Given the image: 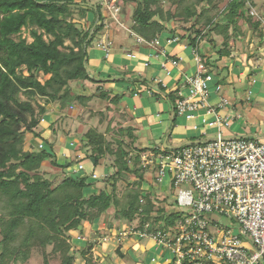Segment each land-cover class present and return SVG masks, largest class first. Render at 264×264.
Here are the masks:
<instances>
[{"label":"trees","instance_id":"obj_1","mask_svg":"<svg viewBox=\"0 0 264 264\" xmlns=\"http://www.w3.org/2000/svg\"><path fill=\"white\" fill-rule=\"evenodd\" d=\"M216 1L134 0L128 19L132 31L146 40L166 31L175 34L169 25L179 19L183 23L180 37L186 38L192 46H197L198 37L213 41L214 34L220 36V44H214L219 56L229 54L231 43L244 40L249 31L250 39L256 35L259 41L262 40L260 20L246 12L247 2L254 5L252 0H227L221 10H217ZM166 2L170 4L168 8L164 6ZM90 8H94L96 14L89 27L80 28L75 23V16L79 21L84 19ZM101 9L100 4L93 5L90 0H0V219L32 218L53 234L68 238L70 231L82 233L86 225L97 221L110 208L114 210L116 222L136 218L144 222L152 213H158L162 214L158 218L170 225L178 217L177 212L165 214L156 206L154 193L141 195L140 185L145 181V175L138 166L139 151L131 155L124 139L129 138L130 145H134L137 136L133 127L123 125L122 121L116 130L115 147L107 142L104 134L94 129L89 128L84 134L83 143L90 147L94 163L98 164L107 154L114 157L112 166L109 165L114 168L109 175V190L102 185L97 193L85 195L84 188L92 185L88 176L66 172L52 182L44 176L43 165L66 170L72 162H57L51 148L21 149L27 132L41 136L40 121L46 112V104L58 102L65 108L73 102L84 104L89 100L73 92L69 83L116 81L115 78L97 80L88 69L87 49L104 25ZM220 17L225 22H221ZM22 29H28L31 41L21 35ZM205 64L212 66L209 59H205ZM141 81L149 86L154 84L153 80ZM219 82L223 84L222 79ZM156 85L170 101L176 118L175 100L179 86L168 90L161 82ZM100 95L114 104L120 97ZM44 142L51 144L47 139ZM129 174L133 175L131 182L126 180ZM118 179L127 182L121 195L117 192ZM107 223L109 228L114 225L110 221ZM91 247L89 244L81 251L87 264H94L88 257ZM116 251L121 259L130 262L126 254L120 253L119 249Z\"/></svg>","mask_w":264,"mask_h":264},{"label":"built area","instance_id":"obj_2","mask_svg":"<svg viewBox=\"0 0 264 264\" xmlns=\"http://www.w3.org/2000/svg\"><path fill=\"white\" fill-rule=\"evenodd\" d=\"M247 5L248 14L260 20L264 33V14ZM101 6L103 23L111 18L123 25L116 0H102ZM179 37L170 35L165 41L176 42ZM202 39L197 38V46L188 43L194 71L183 73L175 100L176 118L192 123L198 136L180 146L146 148L139 153L138 166L153 185L140 186L141 195L157 193L155 205L165 214L177 212L178 217L170 225L158 213L144 222L138 218L120 221L109 228L103 241L150 240L169 253L166 264H264V142L258 136H226L225 129L242 116L222 94L223 84L199 53ZM136 40L156 47L161 34L150 40L136 35ZM109 44L100 41L97 45L108 52ZM180 60L169 61L178 65ZM67 170L68 175L100 176L96 171L87 174L80 159ZM164 185L176 190L172 209L166 203L169 195Z\"/></svg>","mask_w":264,"mask_h":264},{"label":"crops","instance_id":"obj_3","mask_svg":"<svg viewBox=\"0 0 264 264\" xmlns=\"http://www.w3.org/2000/svg\"><path fill=\"white\" fill-rule=\"evenodd\" d=\"M252 6L255 8V5ZM261 6V11H257L264 14V4ZM125 9L124 22L121 17L119 18L123 22L122 26L111 18L105 19L102 30L96 35V46L91 48L88 59L90 74L93 78L97 80L115 78L116 81L114 79L96 83L81 81L87 82V84L84 83L79 94L88 97L87 103H94L95 105L100 103L102 105L99 108L100 111L107 110L110 105L125 112L128 117L123 125H131L135 128L136 136H138L135 141L136 146L150 148L152 139L150 136L148 137L146 131L160 126L163 122L161 120H157L159 124L152 120L148 122L140 117L134 119L130 114L133 113L134 115V111L139 108L145 112L149 111L151 106L156 103L165 106L167 99L157 90V87L152 88V86L142 82L141 79L153 80V86L156 85V82H161L168 90H173L180 84L183 73L191 74L194 71L193 55L186 38L172 43L165 41L167 36H181L183 33L182 29L176 28L172 23L169 27L174 28L175 34L168 31L161 33L159 46L153 47L138 43L137 34L132 31L131 25L127 22L129 19L126 15L130 13V9L128 7ZM104 13L105 10L102 8L101 16ZM86 17V27H89L94 17L89 14ZM250 36L251 32L249 31L244 40L231 43V48L237 45L240 48L244 47L243 50L235 53L233 49H230L229 54L221 56L215 52V45L220 44V40L216 41L214 38L213 41L209 42L203 38L199 43V53L205 59L214 62L216 71H213L212 67L211 70L216 79L223 80L222 94L231 101L235 111L242 116L241 119L233 121L230 127L239 124L245 130H249L248 133L226 136H258L264 142V33L261 41L256 37L250 39ZM100 41L110 42L108 52L97 45ZM254 44L256 49L252 48ZM247 45L250 46V53H253V57H249ZM129 53H133L135 56L129 57ZM170 58H181V60L178 65H173L169 61ZM101 93L110 95V97L115 95L120 97L118 102L114 104L101 97ZM160 97H164L166 100ZM45 107L46 112L40 121L41 136L35 138L31 136L32 140L30 139L27 145L22 147V150H39L38 146L41 144L42 148H51L50 150L55 153L59 163H65L76 158L77 155L80 156L81 153L78 151L77 145L71 143L74 142L76 136H65L63 131L59 135L60 131H58L54 121L57 112L62 111L60 104L54 105L49 102ZM90 108L92 107L90 106ZM66 113L69 115V112ZM60 116L63 117V114L61 113ZM176 119L185 121L183 118ZM54 124H56V128H53ZM248 124L253 125V127L249 129ZM77 130L76 135H79L80 128ZM192 131L195 133V137L198 136V130L192 129ZM42 139H49L51 144L44 146ZM56 140L58 141L57 147L54 145ZM164 142L166 141L164 140ZM80 161L84 164L87 174L91 171L100 174L98 181H94L90 177L87 179L92 185L84 188L83 193L85 195L91 192L97 193L100 187H103L101 178L103 177L102 174L107 175V168L100 162L96 164L90 160L86 163L81 158ZM92 225L100 228L103 223L98 219ZM74 232L70 231V236L64 238L53 234L45 225L32 218H2L0 219V252L2 253L0 262L3 264H74V253L72 254L71 249H79L80 246L84 245L83 241L86 239L85 235L74 237ZM133 240L125 241L129 242L135 251L133 264H166V259L170 257L168 252L150 240H148V247L139 242L133 243ZM119 250L124 253L123 249L119 248ZM136 250L148 253L143 262L137 259L139 254ZM107 254L106 252L105 255ZM81 256L83 255L81 254ZM124 261V259L116 257L113 263H128Z\"/></svg>","mask_w":264,"mask_h":264},{"label":"rangeland","instance_id":"obj_4","mask_svg":"<svg viewBox=\"0 0 264 264\" xmlns=\"http://www.w3.org/2000/svg\"><path fill=\"white\" fill-rule=\"evenodd\" d=\"M91 4L93 5H101L102 0H90ZM125 2V3H124ZM227 0H217L216 4H217V10H221L222 8H224L225 4H226ZM253 4L255 5L256 10H258L259 12L261 11L260 8H262L261 5L264 4V0H252ZM116 3L121 7V10L118 14V18L121 17V20L125 19V11H126V6L130 9V11L134 8V0H116ZM123 3L125 6H123ZM249 3V2H248ZM165 8H168L170 6L169 2H166L164 4ZM246 12L248 13V5L246 7ZM87 14H89L90 16L94 17L96 14V11L94 8H90L87 11ZM86 14V16H87ZM129 14V13H128ZM128 14L126 16H128ZM84 19H81L79 21V18L75 16V23L76 25H78L80 28H84L86 29V17ZM129 18V16H128ZM114 21V20H113ZM220 21L221 22H225V19H223L222 17H220ZM122 22V23H123ZM129 24H131L130 19L127 21ZM176 26V28H180V26L183 24L179 19L173 20L170 22V25ZM248 25V24H247ZM174 29V28H171ZM181 29V28H180ZM21 35L23 37H26V39L28 41H31V37L29 35V31L28 29H22ZM253 38L256 37L252 36ZM213 38L217 40H220V36L218 35H213ZM96 36H94V40L92 45L87 49V54H88V59H89V55L91 53V48L96 46ZM179 40H184L183 37H179ZM210 42V41H209ZM254 49H256L257 47L255 46V44L253 45ZM231 49H233V52H237L239 50H243L244 47L240 48V46H235L232 47ZM247 49V53H250V46L247 45L246 47ZM253 57V53L249 54V57ZM89 61V60H88ZM212 63V68L213 71L215 70V65L213 64L214 62H212V60H210ZM214 65V66H213ZM88 69H89V63H88ZM89 72H91V70L89 69ZM43 79V77H42ZM85 84H87V82H84ZM83 82L81 81H73L71 83H69V87L72 89L73 92L75 93H79L82 90V87L84 85ZM146 84V83H145ZM147 85V84H146ZM157 85L152 86V88H156ZM158 90V89H157ZM164 96V95H163ZM161 99H165L164 97H160ZM167 99V98H166ZM165 99V100H166ZM167 103L165 104V106L163 105H159L158 103H156L155 105L151 106V108L149 109V111H143L140 108L134 111V115L133 113H129L131 117H134V119L136 117H140L141 119H145L146 121H155L156 123L157 120H161L163 123H161L160 126L155 127V128H151L149 131H146L148 133V137H151V146H150V150H153L155 147L156 148H164L163 147V143L164 140L167 142L168 146H180L185 144V142L194 139L195 137V133L192 131V127L191 124L183 121V120H178L176 118L173 117V112L171 109V104L170 101L167 99L166 100ZM52 104H59L58 102H51ZM47 105V104H46ZM90 106L92 108H90ZM100 103H98L97 105H95L94 103L90 104L85 102L84 104H80L78 102H73L70 105H67L65 108H61L62 111H60L59 113L57 112V116L55 117V123L57 124L58 127V131L59 135L63 134L65 136H76L74 142L72 141L71 143H75L78 147V151L81 153L80 157L77 158L76 157V161L78 159H83L86 163L88 161H92L94 162V159L90 157V147L83 143L84 141V134L86 133V131L90 128V129H94L97 133H102L104 134V137L106 138L107 142H111L113 144V147H115V143H114V139L118 138L117 133L118 131L117 128L120 124V121L124 122L127 120L128 115L125 112H122L121 110H118L112 106H108L107 110L103 109V110H99L100 108ZM74 107V108H73ZM66 112H69V115H67ZM63 114V117L60 116V114ZM123 123V124H124ZM53 126V128H56L55 125ZM159 124V123H158ZM249 125V124H248ZM249 129L251 127H253V125H249L248 126ZM80 128V133L79 135H76L77 133V129ZM63 131V132H62ZM248 129H244V127L240 126L239 124H234L233 127H230L229 129L226 130V135H230V134H238V133H248ZM62 132V133H61ZM133 133L134 135H136V130L135 128H133ZM41 135V133H40ZM34 138L37 137L35 136V134H32L30 132L26 133L25 136V141L22 145L26 146L27 143L29 142V140H32V137ZM51 136V135H50ZM138 137V136H137ZM33 138V139H34ZM126 141L125 146H128L127 148L130 149V154H135L138 151V156L140 153V150L144 149V148H139L136 146V144L134 145H130L131 143H129V138L125 137L124 138ZM45 139H42L43 141V145L45 146L44 142ZM48 141H50L49 139H47ZM25 144V145H24ZM58 141H55V146L57 147ZM48 145V144H47ZM43 146V147H44ZM21 147V149H22ZM39 147V146H38ZM146 149V148H145ZM56 157V156H55ZM113 159L114 157L111 155H105L104 157H102L100 159V163L104 164V166L107 168L108 172L106 176H103L101 178V182H103V186L106 187V189H110V178L109 175L112 172L113 169H111L109 167L112 166L113 164ZM76 161L72 162V165L75 164ZM62 162V161H60ZM42 170H45L44 176L46 178H48L49 180H52V182L57 181V177L58 175L62 174L63 172H66V174H68V170L66 168V170H60V169H54V168H50V166L47 165H43ZM98 175H100L99 173H97ZM145 175V174H144ZM100 178V177H99ZM99 178L97 179H92L94 181H98ZM133 179V175H128L127 179L129 182H131V180ZM127 183V182H126ZM126 183H124L123 179H118L117 181V192L119 195L122 194V191L126 188ZM140 186H153L151 182H148L146 179V175H145V182H141ZM189 185H183V187H187ZM165 189H166V185H164ZM149 188V187H148ZM151 188V187H150ZM153 189V188H151ZM169 197L166 200V203L169 204V209H172V205L174 206V198H175V194H176V190L175 192H172L171 189L169 187H167L166 191H165ZM193 192L195 193V190L193 189ZM155 195L157 193L153 192ZM152 193V194H153ZM113 208H110L105 214H103L102 216H100V220L103 223L102 227H96L93 226L92 224H88L85 226V228L83 229L82 233H79L78 231H75L73 235L75 236H83L86 239H84V245L80 246L79 249L73 250L71 249V252L75 258L74 264H87L85 263V257L81 256V251L84 250L85 248H87V246L89 244L92 245L91 250H90V255H88V257H90L91 262L98 264L100 262V264H111L113 263V261L115 260L116 257H120L119 253H117V249L121 248L123 249L122 254H126L128 255L130 262L129 264H133L135 262V257H134V252L132 245H129V242H115V241H107L104 242L103 241V237L105 236V234H107L109 227H108V221L112 222V224L114 223L113 226H115L118 222L114 221L113 218ZM123 223L126 220H121ZM222 221L224 223H228L227 219L223 218ZM120 222V221H119ZM98 224V222H97ZM86 232V233H85ZM1 238V237H0ZM141 243L143 245H146L148 247V240L147 239H136L134 238L133 243ZM81 248V249H80ZM149 249V248H148ZM1 251V249H0ZM106 252L108 253L107 255ZM122 252V251H121ZM120 252V253H121ZM136 252L139 254L138 256V260L143 262L145 257L148 255V253L146 251H137ZM0 254H2L0 252ZM87 254H89L87 252ZM96 256V257H95ZM1 257L0 256V261H1ZM94 258H97L96 262H94ZM121 258V257H120ZM89 260V261H90ZM123 260V259H122ZM99 261V262H98ZM138 261V263H139ZM98 262V263H97ZM126 262V261H124ZM128 264V263H127Z\"/></svg>","mask_w":264,"mask_h":264},{"label":"water","instance_id":"obj_5","mask_svg":"<svg viewBox=\"0 0 264 264\" xmlns=\"http://www.w3.org/2000/svg\"><path fill=\"white\" fill-rule=\"evenodd\" d=\"M163 146H164V147L167 146L165 142H164Z\"/></svg>","mask_w":264,"mask_h":264}]
</instances>
